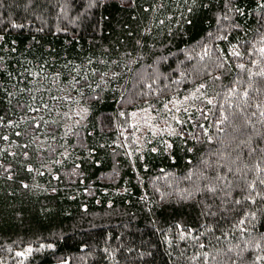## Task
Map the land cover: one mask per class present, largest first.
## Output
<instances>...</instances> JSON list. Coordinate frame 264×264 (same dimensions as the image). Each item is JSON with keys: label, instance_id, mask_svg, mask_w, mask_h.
I'll return each mask as SVG.
<instances>
[{"label": "trees", "instance_id": "1", "mask_svg": "<svg viewBox=\"0 0 264 264\" xmlns=\"http://www.w3.org/2000/svg\"><path fill=\"white\" fill-rule=\"evenodd\" d=\"M262 48L264 0H0V264H264Z\"/></svg>", "mask_w": 264, "mask_h": 264}, {"label": "rangeland", "instance_id": "2", "mask_svg": "<svg viewBox=\"0 0 264 264\" xmlns=\"http://www.w3.org/2000/svg\"><path fill=\"white\" fill-rule=\"evenodd\" d=\"M181 100H178V106L181 105ZM184 104H182L183 106ZM152 107H147L141 110H135L132 114V125L134 126V130H130L131 135L133 134L134 139H129L126 137L128 144L125 146L129 147L130 151L136 153V151L141 150L142 147L145 145L147 140V133L148 127H151L150 130H154L157 132L163 128V125L156 124L154 122ZM154 118V117H153ZM131 125V126H132ZM137 127V129H136ZM143 128V131L141 130ZM125 130V129H124ZM135 145V146H134Z\"/></svg>", "mask_w": 264, "mask_h": 264}, {"label": "snow or ice", "instance_id": "3", "mask_svg": "<svg viewBox=\"0 0 264 264\" xmlns=\"http://www.w3.org/2000/svg\"><path fill=\"white\" fill-rule=\"evenodd\" d=\"M261 52H264V48L261 49ZM233 54H234L235 56H240V55H241V53H239V52H234ZM239 67H240L241 69H244L245 65L240 64ZM259 74L262 75V76H264V72H261V73H259ZM203 87H204V85H201V88H203ZM197 91H199V89H198ZM233 91H234V90H233ZM243 95L246 97V96H247V92H245ZM193 98H195V96H194ZM187 99H188V98L185 97V101H186ZM207 103H208V104H212L213 101H212L211 99H209V100H207ZM165 108H166V110L171 111V109H167V105H165ZM176 110L179 111L180 109L177 108ZM185 111H187V109H185ZM173 119H176V117H173ZM224 119H227V117H225ZM177 122H179V121H177ZM221 123H223V120H221ZM261 183H264V181H261ZM253 187H254V185H253ZM213 191H214V189H213ZM237 203H239V201H237ZM29 251H30V250H29Z\"/></svg>", "mask_w": 264, "mask_h": 264}]
</instances>
